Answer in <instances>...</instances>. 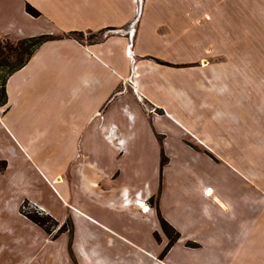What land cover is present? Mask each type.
<instances>
[{
    "label": "crops",
    "instance_id": "crops-1",
    "mask_svg": "<svg viewBox=\"0 0 264 264\" xmlns=\"http://www.w3.org/2000/svg\"><path fill=\"white\" fill-rule=\"evenodd\" d=\"M10 1L0 0V40L63 38L42 44L7 82L0 143H7L9 154L0 156L7 163L0 173L18 162L38 174L26 186H49L62 217L39 195L26 198L60 225L72 220L76 263L264 264V150L250 156L248 172L233 170L241 178L234 184L220 181L206 152L223 162L225 143L214 131L226 119L219 107L235 106L227 95L236 87L235 73L221 63H205L218 58L215 44H225V52L236 42L232 34L226 39L229 31L221 32L223 24L235 21V9L226 11L218 0H17V11L6 20ZM27 4L41 16L29 15ZM253 10L264 41V0ZM130 26V33L94 44L67 36ZM262 59L264 52L257 54V67ZM199 62L203 66H194ZM169 124L181 134L174 136ZM202 124L207 132L200 138L195 129ZM255 127L264 138V118ZM192 137L199 149L187 141ZM175 144L194 159L178 173L170 166ZM162 156L169 161L165 165ZM17 195L0 198V228L12 233L2 218L8 211L41 238L16 234L9 263H75L69 235L50 241L45 230L30 226L12 207ZM154 195L157 207L143 212ZM162 218L179 233L166 252Z\"/></svg>",
    "mask_w": 264,
    "mask_h": 264
},
{
    "label": "rangeland",
    "instance_id": "rangeland-1",
    "mask_svg": "<svg viewBox=\"0 0 264 264\" xmlns=\"http://www.w3.org/2000/svg\"><path fill=\"white\" fill-rule=\"evenodd\" d=\"M4 1L5 0H2V3ZM211 2H217V0H211ZM218 2L220 4L225 5L226 11H230V9H235L230 11L233 16H236L235 21L233 20L231 22L226 23L228 24V26H225V24H223V29L221 32L227 33V31H229V33H227L226 35V39L228 38L229 40L230 36L228 37V35L232 34V38L235 39L236 42L228 43L226 45L228 51L225 50V52V44H222L221 42L215 44L214 52L218 53V58H210L209 61L205 64H209V66L215 67L217 63H221L222 65H225L224 67L230 69L233 73H235L232 75L231 78L236 79V81L234 82L236 87H232V89H230V91L227 93V95L230 96L227 97L230 98V100H233L235 106L228 107L226 104H224L219 107L220 111H223L225 113L226 119L223 123H221L220 126L215 127L214 136L215 138H218L219 134L223 137L222 139L225 143V148L223 150V152L225 151V155L222 159L223 162H217L218 157L212 155L211 152H206L209 154L208 157L211 158V165L217 164L216 171H218L220 181H224L225 184H234L237 180H240L241 178H239V176L234 173L233 170L235 168H239L242 169V171L244 172L245 170L248 172V169L250 167V156H255L254 152L256 150H264L263 135L260 130L259 132H257L255 127L256 123H258L259 125V121L264 118V59H262L261 61L259 60V67L255 65V61H257V54L261 56L264 52V41H262L261 36V24L259 23V21L255 20L253 10L256 5H260V0H258V3H256L257 0H218ZM18 6L19 2H17V0H11L10 2H7V7L5 9L6 13H4V18L8 20V14L11 11L15 13V11H17ZM7 10H9V12H7ZM225 21H223V23H225ZM131 30H133L132 26L124 29L108 28L100 32L84 34V36L81 38V41L87 44H94L98 43L95 41L99 39H101L102 41L108 35L116 34L118 32L123 31L130 33ZM233 30H235V33H232ZM232 38L231 40H233ZM258 59H260V57ZM157 62L163 65L172 66L170 63L161 60H157ZM194 66H203V62H199ZM1 108L3 107H0V109ZM145 109L147 110V112L153 110L148 105H145ZM161 112L162 111H159V113ZM169 126L171 127V131L173 132L174 136H179L181 134L179 129H177L175 126H172L170 124ZM195 132L196 136L198 135V137L203 138V134L207 132L206 124L200 125L197 129H195ZM192 139L187 138V141H189L190 145H192V143L194 142L198 144L199 141L197 138L192 137ZM3 143L4 144L0 143V156H8L9 150L7 143ZM192 146H194L195 148L199 147L195 145ZM173 148L175 155L172 158V161L170 162V166L175 173H178L180 171L181 167H183V164H186L187 162L194 163V159L191 156L182 153V151L178 147V144H175ZM213 160H215L214 162L216 164L212 162ZM162 161H164L165 164L169 162L167 157L165 156H162ZM204 163H207V161H205ZM208 164H210L209 159ZM259 169L263 171L264 167H260ZM34 175H37L38 177L36 171L30 170L25 164L20 165L18 162H16L15 165H13V167H10L8 171L3 174L0 173V198L5 199L11 197L12 195L15 196L17 192L18 195L16 200L12 202V207L17 208L19 213H33L37 214L39 217L44 218L47 217V215L51 216L46 210H43L40 203L36 202L35 200L26 198V196L28 195L36 196L37 194L58 217H62L64 214L63 208L55 199V196L53 192H51L49 186L43 185L40 182H36L34 185H30V187L26 186L28 183V181L26 180ZM177 181L182 182L184 181V179L181 178L180 175V178L177 177ZM24 187L25 190L22 193L21 190ZM207 192H209V190ZM157 200V195H154L147 201L148 205H146L145 203L144 204L148 206L149 209L151 207L155 208L157 207ZM236 200L237 198L233 199L232 202L234 203ZM139 205H141L140 202ZM239 207L237 211L244 212V209L241 210L240 208L239 210ZM234 210L235 209L233 208V211ZM18 215L20 216V214ZM2 218L3 220L10 221L12 225V233L10 232V230L0 228V264H15L9 263L11 256L9 247L12 244H16L14 242L15 235H21L22 239L29 241L34 239V236H36L37 239L41 238V235L38 232H35V230L31 229L30 227H25L23 221L20 218L17 219V216L9 213L8 211L3 214ZM55 220L59 223V228L65 225V229H63L61 232L55 229H51V234H48L46 232L48 237H45H47V239H49L50 241H59L62 235L64 233H67V235H69L68 249L70 255L73 257V262L75 261V263L73 264H79L76 263L72 248V220L68 219V221L62 225H60V222L57 219ZM48 225L50 228L54 227L52 222H49ZM30 226L37 229L40 228L34 223H30ZM15 248L16 246L14 245L13 249ZM184 253L185 252H183L182 256L185 257Z\"/></svg>",
    "mask_w": 264,
    "mask_h": 264
},
{
    "label": "trees",
    "instance_id": "trees-1",
    "mask_svg": "<svg viewBox=\"0 0 264 264\" xmlns=\"http://www.w3.org/2000/svg\"><path fill=\"white\" fill-rule=\"evenodd\" d=\"M26 12L32 17H39L41 13L31 5L27 4ZM80 42L84 36L82 32H71L67 35ZM63 36H54L49 34H40L36 36L26 37L18 40H12L9 37L0 40V107H5L8 104L7 82L9 78L17 71L21 70L33 57L39 47L47 41L61 39ZM101 39L95 41L99 42ZM165 162L162 161V165ZM7 166L6 161H0V170H4ZM30 221L41 227L48 234H51V229L61 232L65 229V225L59 228V223L51 216L39 217L33 213H23ZM53 223V228H50L48 223ZM163 231L169 238V243L165 252L177 241L179 233L164 219L161 220Z\"/></svg>",
    "mask_w": 264,
    "mask_h": 264
},
{
    "label": "bare ground",
    "instance_id": "bare-ground-1",
    "mask_svg": "<svg viewBox=\"0 0 264 264\" xmlns=\"http://www.w3.org/2000/svg\"><path fill=\"white\" fill-rule=\"evenodd\" d=\"M208 193H210V192H208ZM149 210H150V209H149L148 206L143 205V212H148Z\"/></svg>",
    "mask_w": 264,
    "mask_h": 264
}]
</instances>
